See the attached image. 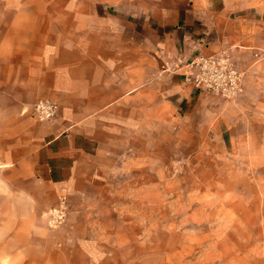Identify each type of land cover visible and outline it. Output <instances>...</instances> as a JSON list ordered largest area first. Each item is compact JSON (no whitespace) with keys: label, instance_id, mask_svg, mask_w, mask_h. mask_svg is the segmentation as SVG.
<instances>
[{"label":"crops","instance_id":"0c3cea01","mask_svg":"<svg viewBox=\"0 0 264 264\" xmlns=\"http://www.w3.org/2000/svg\"><path fill=\"white\" fill-rule=\"evenodd\" d=\"M1 2L0 264L57 247L51 213L115 173L155 111L217 103L186 62L227 52L239 104L264 74V0ZM40 100L58 104L51 122L33 117Z\"/></svg>","mask_w":264,"mask_h":264},{"label":"rangeland","instance_id":"374dc122","mask_svg":"<svg viewBox=\"0 0 264 264\" xmlns=\"http://www.w3.org/2000/svg\"><path fill=\"white\" fill-rule=\"evenodd\" d=\"M259 83L246 104L214 95L155 111L115 173L65 200L60 223L49 218L58 245L28 264H264Z\"/></svg>","mask_w":264,"mask_h":264},{"label":"built area","instance_id":"2783aa9c","mask_svg":"<svg viewBox=\"0 0 264 264\" xmlns=\"http://www.w3.org/2000/svg\"><path fill=\"white\" fill-rule=\"evenodd\" d=\"M182 76L191 82L197 90L234 101L243 92L244 74L227 52L211 56L199 55L181 67ZM59 106L49 100H40L32 107L33 117L40 123H48L57 116ZM62 207L56 208L50 215L51 222L60 223L63 217ZM54 216H56L54 218Z\"/></svg>","mask_w":264,"mask_h":264}]
</instances>
